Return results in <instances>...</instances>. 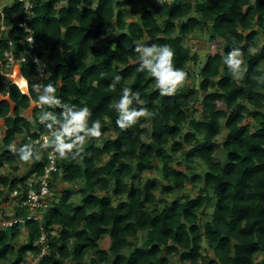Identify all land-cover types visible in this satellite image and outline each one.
<instances>
[{
	"label": "trees",
	"instance_id": "16d2710c",
	"mask_svg": "<svg viewBox=\"0 0 264 264\" xmlns=\"http://www.w3.org/2000/svg\"><path fill=\"white\" fill-rule=\"evenodd\" d=\"M133 5L38 0L29 23L32 45L19 27L24 7L14 0L0 9V62L12 49L17 57L32 52L47 58L54 67L45 85L54 86L61 104L87 106L88 126L101 122L100 137L87 136L60 156L63 173L54 178L66 188L60 199L51 198L40 221L25 224V244L19 243L22 226L0 234V264L37 256L43 233L48 255L39 264H173L172 258L177 264H264V0H147L138 17L129 19ZM196 35L214 47L220 42L196 74L197 87L188 84L194 79L190 65H199L200 57L184 46ZM152 44L168 45L174 67L187 74L173 95H162L155 78L139 70L135 48ZM237 47L246 67L240 78L224 63ZM36 72L22 65L27 90L0 72V187L7 195L18 191L24 197L28 178L44 173L37 149L31 148L30 161L19 158L27 137L55 132L63 120L64 108L40 103ZM123 88L137 94L129 110L145 115L120 128L116 102ZM37 103L42 108L30 119L26 113ZM197 104L201 119L194 116ZM45 112L56 122L41 123ZM220 151L224 161L216 159ZM23 168L28 170L20 174ZM188 185L198 190L195 197ZM74 193L78 203L71 200ZM177 193L182 196L174 198Z\"/></svg>",
	"mask_w": 264,
	"mask_h": 264
},
{
	"label": "clouds",
	"instance_id": "9594fccd",
	"mask_svg": "<svg viewBox=\"0 0 264 264\" xmlns=\"http://www.w3.org/2000/svg\"><path fill=\"white\" fill-rule=\"evenodd\" d=\"M31 39L30 37L29 40ZM135 51L139 54V70H146L155 78V87L159 89L162 95H173L177 87L184 82L187 74L183 70L174 67V52L172 49L166 44H152L150 46L137 45ZM241 55V50L237 47L224 58V63L227 65L234 78H240L242 73L246 71V67H241ZM115 79L119 81L120 77L116 76ZM259 81L264 82V76L260 77ZM38 87L43 88V94H38V99L41 104L49 106L56 105L65 109L62 112L63 120L60 123L59 131H57L54 134V138L49 141L50 145L59 149L60 156H64L66 152L71 151L77 142H83L87 136L100 137V120H95L91 123V126L87 125L90 116V111L87 106L77 107L76 105H72L71 107H66V105L61 104L60 99L55 96V88L52 84L36 86V89ZM136 95L137 94L132 92L129 88L122 89V95L119 101L116 102V110L119 112V118L116 123L120 128L126 126L125 122H132L135 118L145 115V110L143 109L129 110L132 98ZM38 119L41 122L43 119H51L53 123L56 122V118L51 112H45L44 115ZM47 127L51 129L52 124L47 125ZM80 133H83V135ZM19 153V158L24 162H28L34 157V153L28 145H24L19 149ZM35 159H39V157L36 156Z\"/></svg>",
	"mask_w": 264,
	"mask_h": 264
},
{
	"label": "built area",
	"instance_id": "2783aa9c",
	"mask_svg": "<svg viewBox=\"0 0 264 264\" xmlns=\"http://www.w3.org/2000/svg\"><path fill=\"white\" fill-rule=\"evenodd\" d=\"M38 0H17L25 9V17L23 21L19 23V27L25 29L27 37L25 43L28 45L34 44V30L29 25L33 18V9L35 8ZM170 0H160L159 4L169 2ZM32 38L29 40V38ZM11 45V43H10ZM29 63L36 67V75L33 77L35 84V90L38 93L43 92L42 87L36 86L45 85V81L48 79L49 69L54 67L53 62L47 58L40 57L32 54V52L22 53L19 57L16 56L14 50H10L4 62H0V72L4 79L10 84H14L23 89L15 80L16 74L20 76V70L23 64ZM28 85L30 80H26ZM0 98H3L0 94ZM35 108L41 109L40 103L33 105ZM32 110V114H33ZM44 121V119H43ZM43 121L41 123H43ZM59 131V130H57ZM51 132L49 134H43L36 139L27 137L30 148H35L44 155L45 167L44 173L38 175L34 173L25 182L26 190L24 197H20L21 194L15 191L8 194V201L13 204V212L8 213L7 210L0 209V234L7 229L15 226H23L30 221H40L42 215L51 208V198H53V186L57 184L55 181V174L62 175V169L58 166L60 161L59 149L49 144V141L54 138V134L57 132ZM7 194V193H6ZM46 234L43 233L38 246L40 247V253L37 256H29L24 264H39L41 260L48 255V246L46 244Z\"/></svg>",
	"mask_w": 264,
	"mask_h": 264
},
{
	"label": "rangeland",
	"instance_id": "374dc122",
	"mask_svg": "<svg viewBox=\"0 0 264 264\" xmlns=\"http://www.w3.org/2000/svg\"><path fill=\"white\" fill-rule=\"evenodd\" d=\"M134 1V5L131 8V14L132 17H130L129 19H136V17H138V14L143 11V9L146 6V1L147 0H133ZM152 2H155L156 4H159L160 0H151ZM14 2V0H0V9L3 10L4 7L11 5ZM263 41L259 42V46H258V50L261 48ZM217 46L220 45V42L216 43ZM215 45V47H216ZM184 46H189L193 48V53H197L198 56L200 57V61L201 63L199 65L197 64H191L190 65V70L194 75V79L189 82V86L191 85H195L196 87L199 85L200 80L198 78H195L196 74H198V71L200 68H202L203 64L206 61L207 55L211 52L214 51V45L207 39L204 38L200 35H196L194 36V38L192 40H187L184 42ZM3 98H0V101ZM33 107V106H32ZM31 107V109L26 113L27 116L31 119L32 118V110L33 108ZM194 116L197 119H201L202 118V106L200 104H197L195 107V114ZM226 130L224 129L222 131V134L219 137V143L222 144L224 137L226 136ZM4 134V127H3V123L0 122V135L2 136ZM18 141H20V139H18ZM216 159L218 161H224L225 160V156L223 154V152H219L216 156ZM108 160V158H105V161ZM201 168H203V166H200ZM7 166H4V172L6 174H9V171L6 170ZM28 169L27 168H23L22 171L20 172V174H24ZM196 172V171H195ZM147 177H152V175H147ZM56 186H58V188L56 189V193H54V196H56L57 199L61 198L62 192L63 190L66 188L65 184H56ZM73 189V188H72ZM75 192H77L79 190L78 188H74L73 189ZM187 192L190 193L192 196H196L198 190L194 189L192 190L191 185H188L187 187ZM53 196V198H54ZM182 196V193H177L175 194V196H173L174 198H178ZM72 202L78 203L80 200V196L78 194H75L72 196ZM13 204H10L8 201V196L6 194V189L4 187H0V209L1 210H7V212L10 214L13 212ZM22 235L20 237V244L23 245L25 244V237L27 235V231L26 228H22ZM38 244V243H37ZM110 245L109 239H106L103 243H102V248L107 249ZM206 246V245H205ZM173 264H177V260L172 258L171 259ZM67 264H71V263H67Z\"/></svg>",
	"mask_w": 264,
	"mask_h": 264
},
{
	"label": "bare ground",
	"instance_id": "6f19581e",
	"mask_svg": "<svg viewBox=\"0 0 264 264\" xmlns=\"http://www.w3.org/2000/svg\"><path fill=\"white\" fill-rule=\"evenodd\" d=\"M22 88L23 90H26V86H27V82L24 78H22L21 76H18V74H16V80H15ZM0 122H2L0 120Z\"/></svg>",
	"mask_w": 264,
	"mask_h": 264
}]
</instances>
